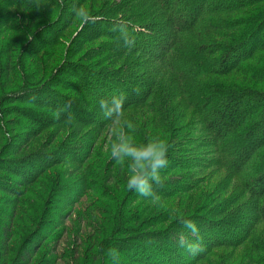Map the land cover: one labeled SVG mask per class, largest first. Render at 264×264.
I'll return each mask as SVG.
<instances>
[{
	"label": "rangeland",
	"instance_id": "374dc122",
	"mask_svg": "<svg viewBox=\"0 0 264 264\" xmlns=\"http://www.w3.org/2000/svg\"><path fill=\"white\" fill-rule=\"evenodd\" d=\"M10 1L0 0V264H264V140L242 163L221 154L242 146L257 111L218 137L193 105L204 93L185 98L201 86L239 108L264 96V0H205L182 29L157 0ZM231 48L222 75L181 78L160 62L184 55L211 70ZM97 73L110 83L92 84ZM124 88L120 117H105L101 102ZM124 121L138 142L168 146L151 198L127 190V166L110 158Z\"/></svg>",
	"mask_w": 264,
	"mask_h": 264
},
{
	"label": "trees",
	"instance_id": "16d2710c",
	"mask_svg": "<svg viewBox=\"0 0 264 264\" xmlns=\"http://www.w3.org/2000/svg\"><path fill=\"white\" fill-rule=\"evenodd\" d=\"M54 3H56V0H52ZM160 4V6L163 7V9H165L166 11H169L170 13L173 14V17H175L177 19V27L182 29V27H186L189 28V26H191L190 24L196 20H198L197 16H199L201 9L202 11L205 10L203 9L204 6V2L205 0H186V4L182 5V7L178 4L177 0H157ZM233 0H222L220 3H231ZM239 3L243 2V0H237ZM32 0H11L10 3L16 4L18 6L23 5L25 3H32ZM33 4H35L33 2ZM184 6H186L188 13L184 14L183 10H184ZM30 8V7H29ZM3 18H4V13L2 14ZM142 15H144L142 13ZM141 15V16H142ZM61 17V14L59 15V19ZM3 18H0V21L3 20ZM49 19V18H48ZM58 21H54L55 23L53 24V26H55ZM57 20V19H56ZM1 28V26H0ZM2 29V28H1ZM9 28L5 27L4 30H7ZM6 32V31H5ZM255 35V32L253 33V36ZM261 35H258V38ZM128 42V43H133L135 44V41L133 38H127V40H124V43ZM128 43H125V46H129ZM19 47H21V44L18 43ZM161 51V50H160ZM244 52V51H243ZM234 53L236 54H232V48L230 49V52L226 53L225 57L218 60L217 62H215L213 65L214 69H205V68H199L198 67V63L195 62V66L198 68H194V66H192L191 63H188L186 60H184V55H170L168 56L166 59H162L161 64L164 67H168V70H173L175 71L176 75L183 78V77H194V76H199V75H203L206 74L208 71H212L214 74H226L228 71V68L231 67V65H233L235 63V60L237 59V51L236 49L234 50ZM245 53V52H244ZM0 54L3 56V54H5L4 52V48L2 47V43H0ZM157 54V53H156ZM243 55V54H242ZM9 67L12 70L13 67V63H14V59H9ZM1 64V61H0ZM23 66V65H22ZM19 67V64H18ZM15 69V67H14ZM205 70V71H204ZM94 72V71H93ZM92 71L90 70H86L87 76L86 78H92ZM222 73V74H221ZM188 75V76H186ZM86 78H83L85 80V82H82L81 86H83V84H88L86 82ZM97 80V81H96ZM108 77H106V80H104L102 78L101 75L95 76V81L92 83L94 85L99 84L101 87L104 86L103 83L109 82L107 81ZM103 81V83L101 84V82ZM26 81H24L25 83ZM4 83V82H3ZM2 83V85H3ZM110 83V82H109ZM108 83V85H109ZM4 85L8 86L7 83H5ZM28 85V83L26 84ZM103 85V86H102ZM122 98H123V102L125 100L126 97V93H130V90H125L122 89ZM211 91H206L204 89L203 86L200 87V89L197 90H191V91H187L185 98H187L188 100L192 99L193 97L197 96L200 93H204V97L202 98H197V100H193V105L195 107H199V112L202 113V118H201V122L202 124L205 125V127H210L212 130V133L218 137L223 136L224 134H226L228 131H232L234 129H236L238 126L243 123V121L245 120V117L248 115V113H254L257 111V113H255L256 115V121L250 126L247 127L243 130V137H241V143L242 146L239 147L236 150H232L231 148L226 147L225 145L228 144L227 142L224 143L223 148L221 150V154H223L224 158L228 159L227 157L229 156L231 158V156L234 155H240L241 154V163L244 161L245 157L244 156H248V152L249 151H254L255 148H257L259 146V144H261L262 140H264V137H261L264 134V96L261 93H253L249 99H247V101H250V103H247L245 106H243L242 108H239L237 103H231V99L229 100H225L222 98H216L215 102L214 99L210 98V94L206 95L205 93H208ZM125 93V94H124ZM13 96L18 95L19 93H14L13 92ZM224 96V95H223ZM109 98L112 99L115 98V95L109 96ZM229 98V97H227ZM256 99V100H255ZM90 100L86 101L89 102ZM200 101V102H199ZM199 103V104H198ZM64 104H67V102H64ZM248 104L250 106H248ZM78 106V105H77ZM75 106L76 110H79L80 108ZM73 108V107H72ZM73 108V109H75ZM214 109L215 111V116L213 118H211V116L207 113H205L208 109ZM86 109V108H85ZM236 109H239L240 111H236ZM205 115V116H204ZM42 119H44L43 116H35V118L33 119L34 121H41ZM115 117H113L112 120H114ZM210 120V121H209ZM213 121V123L211 122ZM256 125L260 126V132L258 134V136H254L253 137V133L252 130L254 129V127ZM252 135V137H251ZM233 154V155H232ZM227 156V157H226ZM232 157V159L234 158ZM244 157V158H243ZM229 160V159H228ZM239 160V161H240ZM240 163V164H241ZM242 165V164H241ZM241 165H235V168L240 167ZM176 192L175 190H170L169 193H173ZM155 193H166V192H155ZM261 211L264 213V209L262 208ZM206 232V231H205ZM167 237V236H166ZM165 237V239H166ZM204 235H201L200 238H204ZM183 243L186 244H191L188 243L187 239L183 240ZM22 264V263H21Z\"/></svg>",
	"mask_w": 264,
	"mask_h": 264
},
{
	"label": "clouds",
	"instance_id": "9594fccd",
	"mask_svg": "<svg viewBox=\"0 0 264 264\" xmlns=\"http://www.w3.org/2000/svg\"><path fill=\"white\" fill-rule=\"evenodd\" d=\"M123 98H113L110 104L101 102L103 114L119 118ZM136 126L130 121L116 129L115 140L110 146V158L119 166H127V190L143 198L153 197V185L160 183V172L168 165L167 144L151 137L143 142L135 139Z\"/></svg>",
	"mask_w": 264,
	"mask_h": 264
}]
</instances>
